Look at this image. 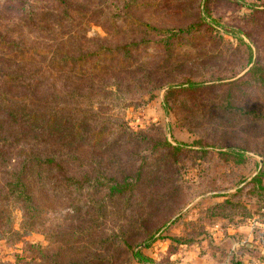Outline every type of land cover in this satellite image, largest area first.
Instances as JSON below:
<instances>
[{
	"label": "rangeland",
	"instance_id": "1",
	"mask_svg": "<svg viewBox=\"0 0 264 264\" xmlns=\"http://www.w3.org/2000/svg\"><path fill=\"white\" fill-rule=\"evenodd\" d=\"M68 1L73 7L70 11L74 10V0ZM79 3L89 9L88 19L75 30L73 20L67 26L72 30L61 32L53 23L55 12L50 21L42 17L51 11L50 0H0V72L10 74L15 63L20 65V71L13 75L16 81L37 88L38 94L65 79L71 82L70 88H79L90 99V116L98 114L114 125L124 123L128 130L120 134V143L106 137L95 149L81 146L74 152L78 157L74 160V176L78 178L74 181V202L69 193H51L47 183L41 185L36 180L31 182L36 203L32 208L23 210L0 198V213L6 215L0 218V264H52L53 258L59 264H100L103 256L108 262L101 264H264V130L242 132L234 115L230 124L226 123L236 100L230 102L226 94L223 96L225 88L220 99L225 98L222 104L227 108L215 119L209 117L212 103L206 96L210 94L198 95L201 99L196 104L185 97H173L164 105L167 85L151 88L147 81L140 85L124 80L116 86L110 77L112 68H90L94 45L112 46L120 39H129L128 25L149 23L176 29L192 23L199 24V29L174 35L169 52L160 55L168 58L167 72L177 80L218 83L223 76L236 79L254 59H260L259 55L264 64V13L249 10L251 6L264 10V0ZM97 13L101 15L97 17ZM27 18L36 28L53 26L57 30L51 34L43 28L32 32L29 26L35 25ZM83 33L89 42L82 46L89 53L88 60L76 54L73 66L74 50L64 42ZM12 41L23 45L16 49L18 54L9 57L14 51ZM241 42L251 47L254 59L234 75L231 71L248 60ZM62 46L67 57L60 52ZM55 53L56 59H63L62 67H47V57L54 58ZM156 61V51L139 52L134 55V64L126 65L120 73H135L141 65L150 68ZM67 63L70 66L63 67ZM12 80L0 78V125L4 129L1 119L7 118L6 108L9 110V103L20 95ZM88 81L93 82L91 92L82 86ZM166 81L162 79V83ZM78 102L86 104L82 98ZM185 104L193 112L189 119L182 115ZM96 125L91 123L89 130ZM17 130L15 125L13 133ZM141 130L148 144L139 143L136 137L130 142L128 131ZM41 135L36 131L26 135L27 142ZM85 142L74 138V145ZM167 143L183 144L182 150L173 155ZM146 151L151 157L136 181L135 170L142 165L138 153ZM89 160L112 178L127 175L135 190L111 196L106 186L109 181L103 179L99 182L102 185L93 180L83 182V169L92 173ZM253 176L258 180L252 181ZM127 245L141 248L146 262L135 260Z\"/></svg>",
	"mask_w": 264,
	"mask_h": 264
},
{
	"label": "trees",
	"instance_id": "2",
	"mask_svg": "<svg viewBox=\"0 0 264 264\" xmlns=\"http://www.w3.org/2000/svg\"><path fill=\"white\" fill-rule=\"evenodd\" d=\"M79 1L81 0H74V10L70 11L73 7H71L68 0H50L51 11L45 12L42 14V17L50 21L55 12L54 17H56V19L53 23L59 26L58 29L61 32L71 31L72 29H69L67 26L73 23V20L75 30L77 27L81 26L83 21L88 19L89 9L81 6ZM93 1L94 0H83V2ZM249 10L257 13H264V10L257 9L253 6L249 7ZM100 15L101 13H97V17ZM27 21L32 23L31 18H27ZM60 21H64L65 23ZM199 26V24L191 23L172 29L149 23L128 25L131 31V37L129 39H120L121 41L119 44L115 43L116 45L113 44L112 46L101 42L94 45L93 50L95 51L90 56L94 61L90 62V68L93 69L96 67L100 70L112 68L110 77L113 80L112 83L116 86H121L124 80L140 85H144L147 81L151 84V88L167 85L163 101L164 105L173 97H185L188 102L196 104L195 102L201 99L198 95L210 94L206 96V98L210 99V103H212L209 117H214L215 119H218L216 118L218 117V113L223 112L224 108H227V106H223L222 104V100L225 98L223 97L220 99V97H222L221 92H223V88H225L223 96L226 94L225 97H227L230 102L231 100H236L235 105L229 109L232 113L227 114L226 123L230 124V119L232 115H234V117H236V127H239L240 129H237L240 131L246 132L254 128L257 132H261L264 130V64L261 55H259L260 59H254L249 45L241 42L248 54V60L245 66H238L231 71V74H239L253 59L254 62L242 76L233 80H227L225 76L219 77L218 83H210L209 80H195L191 78L177 80L167 72L168 58L167 56L160 57V55L169 52L170 46L173 44L171 43V38L174 35L181 36L180 34L185 35L195 32L199 29ZM52 27L53 26H44L36 28V25L35 27L29 26L32 32L43 28V32L49 34L57 30ZM244 34L249 36L245 31ZM11 43V46L14 47V51L9 54V57L18 54L19 52H17L16 49H18L19 45H23L19 41H12ZM11 43L7 44L9 45ZM87 43L89 42L84 36V33L81 37L76 35L71 36L68 41L64 42V44H71L74 50L73 66L76 54L88 60L89 53L82 48V46L87 47ZM149 49L156 51L157 55V61L153 67L149 68L143 64L139 68V71L135 73L127 71L125 76L121 75L120 72H123L122 70L126 65L127 67H131L134 64L135 54L146 52ZM238 49H240V46H238ZM61 51L64 57H67L65 55V47L62 46L60 52ZM258 52L259 50H257V53ZM132 55L133 60L131 61L129 59H131ZM47 58H49L47 63H45L47 67H62L61 62L63 59L61 57L56 59V53L54 58ZM125 59L128 61H124ZM66 66L70 65H63V67ZM20 68V65L15 63L10 73L12 76L6 71L0 72V78L3 77L7 81L10 80V78L14 80L17 86L15 92L20 94L19 96L15 95L16 100L12 101L14 103H9V110L6 108L8 113L7 118L13 119L14 122L7 120V118L1 119L6 130L0 125V198L19 205L23 210L32 208L36 203L32 193L31 182L32 180H36L38 181L36 183L41 185H46L47 183L48 190L51 193H69L72 200L71 202H74V181L78 180V178L74 176V160L78 159V157L74 155V152L82 148L81 146L93 147L95 149L100 145V140L106 137H110L112 143L117 141L120 143V134H126L128 128L124 123L114 125V122L111 123L105 117H101L98 114L90 116L91 114L88 111V109H92L90 99L86 98L87 95L84 97V94L78 91L79 88H70L69 83L71 82L65 79L62 84H53L52 87H47V89H43V91L40 90L41 93L38 94L37 88H32L30 84L27 85L26 82L16 81L17 77L13 75L15 71H20ZM162 79H166L167 81L162 83ZM260 81L262 84L259 83ZM74 84L77 85L75 81ZM92 84L93 82L88 81L82 84V86L90 90L92 89ZM79 98H82L86 104L79 103ZM128 102L129 101L125 99L126 105ZM16 107H19V109L15 111L14 109ZM20 109L23 111L21 114L19 113ZM184 109H186V111H182V115H185L189 119L193 112L186 104L184 105ZM232 109L234 111H232ZM201 116L204 117V114ZM91 123L98 125L95 126L96 129L89 130ZM15 125L18 130L16 133H13ZM35 131L42 133L41 137H33L31 142L28 143L26 135H30ZM128 134L130 142L136 137L139 143L148 144V139L142 130L133 133L128 131ZM75 137L86 140L85 145H74ZM89 137L92 138L91 143ZM106 146L107 145H105L104 148H106ZM182 146L183 144L171 145L167 143L166 148H171L173 150L172 154L174 155L175 151L180 152L182 150ZM209 146L211 148L213 145L210 144ZM146 152L147 153H144V155L138 153L142 165H139L135 170L136 181L141 179L143 164H147V160L151 157V152ZM94 162V160L87 161L92 173L90 174L86 169H83L80 180L83 182H90L93 180L98 183L102 182L103 179L109 181L110 183H106V186L109 190V194H112L111 196H121L132 193L133 190H135V183L127 181V175H124L122 178H112L107 175L104 170L99 168L96 169V166H93ZM87 163L85 162L84 164L87 166ZM253 180H258V177L253 176L252 181ZM99 184L102 185L103 183ZM139 212L140 211L136 210V213ZM3 214L4 213H0V218ZM72 242L73 241H71V247ZM148 246L149 244H144V247ZM127 247L130 250V255L135 260L146 262V256L142 253L141 248L132 247L130 245H127ZM105 260L108 262V259L103 256L102 262L105 263ZM52 261L54 264H59L57 258H53ZM102 262H100V264ZM72 264H74V262Z\"/></svg>",
	"mask_w": 264,
	"mask_h": 264
}]
</instances>
